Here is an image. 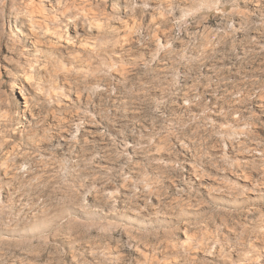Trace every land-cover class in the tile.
Here are the masks:
<instances>
[{"label":"rangeland","instance_id":"obj_1","mask_svg":"<svg viewBox=\"0 0 264 264\" xmlns=\"http://www.w3.org/2000/svg\"><path fill=\"white\" fill-rule=\"evenodd\" d=\"M31 1L0 0V264H264V0H42L50 32Z\"/></svg>","mask_w":264,"mask_h":264},{"label":"bare ground","instance_id":"obj_2","mask_svg":"<svg viewBox=\"0 0 264 264\" xmlns=\"http://www.w3.org/2000/svg\"><path fill=\"white\" fill-rule=\"evenodd\" d=\"M87 9L83 8V12H82L83 15L88 17V18L93 19L92 15H91V12L89 10H87ZM26 15H27V18H28V23H29L30 30L32 32H35V31H37L39 29L45 30L46 32L52 31V29L50 27V21L54 20L56 17L53 16L55 14H53V15L50 14V12L48 11V9L46 7V4L42 0L29 2L26 5ZM94 20L95 19H93V21ZM53 32L56 35H58L59 38L62 37L61 30L54 29Z\"/></svg>","mask_w":264,"mask_h":264}]
</instances>
